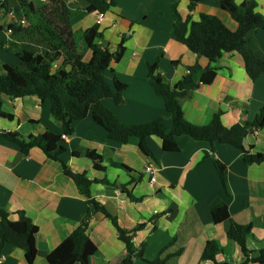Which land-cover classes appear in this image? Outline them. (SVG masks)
Wrapping results in <instances>:
<instances>
[{
    "label": "crops",
    "instance_id": "obj_1",
    "mask_svg": "<svg viewBox=\"0 0 264 264\" xmlns=\"http://www.w3.org/2000/svg\"><path fill=\"white\" fill-rule=\"evenodd\" d=\"M116 4L105 13L99 24L103 38L97 40L115 52L126 37L125 52L105 73L113 89L121 91L123 102L112 98L103 100L125 124H140L162 118L167 128L172 118L164 100L158 96L149 81V65L158 62L166 82L175 86L188 72V66L199 62L209 65L206 57H199L179 42L172 33L173 6L193 19L200 14L218 15L232 30L238 24L221 7V0H201L189 11L190 0H114ZM241 4L244 0H235ZM258 11L264 14V0H256ZM70 6V25L76 34L98 24L99 11L89 12L86 0H66ZM20 0H10L15 7ZM8 20V18H7ZM39 21H37V25ZM28 26L15 27L9 38L0 30V65L18 66L17 52L33 50L43 53L48 48H36L29 39ZM40 35L37 31L36 35ZM84 36V35H83ZM247 43L255 55L264 60V27L248 33ZM78 46V45H77ZM12 49L13 54L6 52ZM84 61L92 57L86 45L78 46ZM63 66L64 56L58 60ZM218 75L212 83H203L182 102L186 119L196 125L208 124L215 112L223 110L226 126L252 120L264 107V75L255 81L248 75L240 53H224L219 62ZM69 68V66H65ZM2 110L14 115L13 119L0 116V132L17 131L24 138L51 131L62 134V126L52 115L50 99L42 101L30 95L12 98L0 94ZM73 135L64 138L59 146L65 150L57 158L49 157L34 147L24 154L21 147L0 133V208L17 220L19 211L35 224L36 253L25 255L22 249L8 245L0 253V264H49L48 254L61 244L81 223L88 204L74 180L65 173L63 163L76 173L86 172L94 181L92 196L118 218L120 225L136 232L134 243H145V257L155 260L171 256L166 264H214L201 260L208 241L222 247L216 259L241 264L246 256L240 245L228 238L231 221L253 224V236L246 245L250 250L264 248V162L248 164L241 158V150L228 143L199 141L188 135L177 137L176 148L164 151L162 140L150 136L147 144L155 158L145 155L138 146L124 144L108 137L107 131L97 124L92 115L76 120ZM246 147L264 153V131L246 138ZM86 149L96 150L103 157L94 162L88 157L75 155ZM208 153V155H206ZM215 159L226 165L228 193L225 190ZM148 164L157 168L156 180L143 173ZM123 165V166H122ZM126 186L132 196L123 189ZM228 205L230 219L215 223L211 209L218 202ZM159 214V215H157ZM87 233L97 251L89 264L119 263L126 253L125 243L119 239L112 221L103 213H95ZM80 264V263H75ZM135 264H150L136 259ZM254 264V263H249Z\"/></svg>",
    "mask_w": 264,
    "mask_h": 264
},
{
    "label": "trees",
    "instance_id": "obj_2",
    "mask_svg": "<svg viewBox=\"0 0 264 264\" xmlns=\"http://www.w3.org/2000/svg\"><path fill=\"white\" fill-rule=\"evenodd\" d=\"M37 0H20L15 6L20 17L24 8H30L33 13H38L35 7ZM89 12H107L116 4L114 0H86ZM201 0H190L189 11L197 8ZM61 11L60 28H54L52 20L41 18L37 28L40 34L50 43L48 50L43 53L33 50H20L16 54L20 59L18 66L13 67L7 63L1 64L0 69V94H6L12 98L34 95L42 101L50 99L52 103V115L62 126V134L57 135L46 131L39 135H30L24 138L17 131L0 132L8 140L17 143L24 154L30 149L38 147L49 157L57 158L58 154L65 150L59 146L63 135L69 137L74 133L76 120L84 119L89 114L94 121L101 125L108 133V137L124 143L134 144L147 156L155 158L147 144L150 136H157L162 140L164 151H172L176 148L177 137L188 135L195 140L207 141L212 146L216 143H228L241 150V158L248 164L264 162V153L254 152L253 147H246V138L264 131V107L250 121H242L226 126L222 121L223 110L215 112L211 121L206 125H196L189 122L182 108L184 99L198 89L203 83H212L220 69V58L224 53L238 52L241 54L245 68L252 80L264 75V60L257 57L247 43V35L256 28L264 27V14L258 11L256 0H244L238 4L235 0H221V7L227 11L238 24L237 29H230L225 22L215 14L202 13L199 19H193L191 14L184 16L178 6H173L174 22L172 33L190 51L199 57H206L209 65L202 67L197 62L188 66L187 74L175 85L166 82L158 62L149 65V81L155 91L165 103L166 110L172 118V127L167 128L162 118L154 119L140 124H125L105 106L103 100L112 98L117 104L123 102L121 91L113 89L106 79L105 73L113 62L122 59L125 52L126 37L122 38L117 50L111 52L97 40L103 38V32L99 24H96L83 32L87 48L91 49L92 57L84 61V54L78 51L75 32L70 25L71 10L66 0H54ZM4 6L9 9L12 5L6 0ZM49 12L51 7L44 6ZM45 13V12H44ZM58 30V31H56ZM64 56L63 66L52 69L53 63ZM69 66V68L65 66ZM0 116L13 119L14 115L2 110L0 101ZM90 158L94 162H100L103 157L96 150L86 149L84 152H75ZM208 155V153H206ZM64 171L76 183L80 193L86 197L88 209L79 226L48 256L49 264H89L90 258L97 251L96 244L89 237L87 230L90 220L95 213L101 212L109 218L118 231L119 239L126 245V253L119 263L109 264H135L136 259H143L150 264H166L171 256L168 254L162 258L161 251L157 259L148 260L145 257L146 244L139 247L134 243L137 231L144 228L140 223L133 229L123 228L116 216L97 201L91 193V185L94 181L107 182L106 180L91 179L86 172H73L67 164L63 163ZM123 166V165H122ZM215 166L225 190L228 191L226 180V165L215 159ZM132 196L126 186H122ZM19 218L12 220L11 213L0 208V253L8 246L13 245L23 250L25 255L36 253L35 224L23 211H19ZM159 215V214H157ZM212 219L219 223L230 219V212L226 202L220 201L211 209ZM253 224L241 225L231 221L227 231L228 238L235 241L244 252L246 260L241 264H264V248L250 250L246 241L253 236ZM222 252V247L215 241H208L202 252L201 260H211L214 264H235L227 261H218L217 255Z\"/></svg>",
    "mask_w": 264,
    "mask_h": 264
},
{
    "label": "rangeland",
    "instance_id": "obj_3",
    "mask_svg": "<svg viewBox=\"0 0 264 264\" xmlns=\"http://www.w3.org/2000/svg\"><path fill=\"white\" fill-rule=\"evenodd\" d=\"M34 4H35L36 9L38 10V13H33L30 10V8H24L22 14L27 19V22L29 24L27 28L29 31V35H28L29 39L31 42L37 45V47H33L35 50H37L36 48L42 49V48L50 47V43L43 36H40L39 34L36 35L37 31H39V29L37 28V26L39 25V24L37 25V21H40L41 18L42 19L45 18L49 21L52 20V22L55 23L54 28L58 29L61 27L62 22L56 19H58L62 15L59 13L61 11L60 6L54 3V0H45V1L37 0ZM44 6L51 7V9H49L50 11L49 12L45 11ZM75 40H76V45H78L79 47H81L82 45H86L84 36L82 34H76ZM5 51L10 52L11 55L13 54L12 49L5 48ZM13 67H16V66H13ZM0 69H1V66H0Z\"/></svg>",
    "mask_w": 264,
    "mask_h": 264
},
{
    "label": "built area",
    "instance_id": "obj_4",
    "mask_svg": "<svg viewBox=\"0 0 264 264\" xmlns=\"http://www.w3.org/2000/svg\"><path fill=\"white\" fill-rule=\"evenodd\" d=\"M6 0H0V30L3 29L7 36L10 38L14 34L15 27H26L28 25L27 19L22 16L20 17L16 11V8L11 6L7 9L4 4ZM45 1V0H43ZM8 18V20H7ZM105 19V12L99 11L97 14V23L100 24ZM59 68L58 61L53 63L52 69L56 70ZM66 138L65 135H63ZM157 168L154 164H148L143 173L150 177V181L156 180Z\"/></svg>",
    "mask_w": 264,
    "mask_h": 264
}]
</instances>
